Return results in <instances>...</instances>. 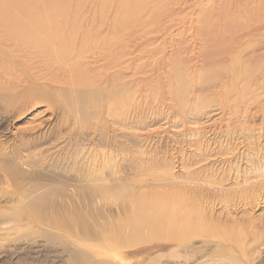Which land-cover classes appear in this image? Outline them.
<instances>
[{"label": "rangeland", "instance_id": "1", "mask_svg": "<svg viewBox=\"0 0 264 264\" xmlns=\"http://www.w3.org/2000/svg\"><path fill=\"white\" fill-rule=\"evenodd\" d=\"M58 7L55 21L71 34L67 59L71 65L77 59L78 71L74 66L67 72L45 68L39 58L27 55L26 47L15 46L0 33V63L9 62L6 68L19 72L12 74H18L17 81L28 82L21 87L19 80L20 86L12 92L24 86L35 94L29 96L32 103L29 98L16 101L13 93L7 97V92H0V153L19 150L30 157L38 152V163L48 166L25 170L21 160L0 154L1 166L20 172L12 187L0 169V195L1 191L14 194L0 198V264H62L67 260L60 247L42 235V230H52L43 221L48 224L64 217L63 213L74 214L71 210L76 207L79 213L81 200L88 201L83 187H93L79 179L87 164L93 174L108 175L99 186L112 187L114 182L120 187L114 198L90 197L94 211L85 223L95 225L90 226L93 240V233L108 219L109 228L110 221L133 211L130 198H179V210L202 224L208 238H191L187 250L176 241L144 238L110 252L105 246L99 248L106 228L105 235L96 232L98 246L83 248L89 256L85 264L97 260L227 264L223 254L239 264H264V177L257 176L258 169L264 168V0H61ZM5 9L12 11V7ZM12 59L17 67L21 62L17 70ZM178 76L183 81L181 102L172 93ZM77 80L84 81L83 85H77ZM73 81L75 85L70 86L68 82ZM43 91L51 94L48 97ZM43 93L48 103L41 99ZM56 97L79 107L84 104L77 115L85 120H68L58 105L52 109L50 102L58 101ZM7 100L15 103L13 107ZM102 153L116 164L106 172L99 169ZM52 161L58 170L49 169ZM35 186L39 191L30 193ZM19 192L26 195L19 196ZM122 199L126 204L120 203ZM38 206L48 211L43 221L32 216L40 210ZM176 213L174 207L167 215ZM19 215L25 218L18 219ZM5 218L8 224L2 225ZM114 221L110 222L112 233L117 230L116 225L112 227ZM151 229L148 224L138 226L142 235ZM128 237L124 235L122 241Z\"/></svg>", "mask_w": 264, "mask_h": 264}, {"label": "bare ground", "instance_id": "2", "mask_svg": "<svg viewBox=\"0 0 264 264\" xmlns=\"http://www.w3.org/2000/svg\"><path fill=\"white\" fill-rule=\"evenodd\" d=\"M61 2V0H0V33L1 35L7 39V40H10V42L12 41L13 44L17 47H26L28 49V56H31V58L33 57V59L36 57L39 58L40 62L39 63H43L45 64V68L48 66L49 68H55V70L58 72V71H71L73 70V66H78L77 65V59H76V62L74 61L75 60V57L74 60L72 58V61H74V65H71L69 62H68V57L71 56L70 54V45L73 43L72 42V39H71V34L70 33H66L67 30H63L62 26L58 23V21H55L57 19L58 16H56V14H58V11L60 12L59 10V7L57 9H55V7L57 5H59ZM6 7H12V11L11 13H7L6 11ZM59 15V14H58ZM56 18V19H55ZM70 32V31H68ZM73 38V36H72ZM71 40V41H70ZM9 42V41H7ZM71 42V43H70ZM83 42V41H82ZM81 42V44H82ZM75 44V43H74ZM81 44L79 46H81ZM14 46V47H15ZM74 47L75 45H73V50H74ZM84 43H83V46H82V49L84 48ZM25 48V49H26ZM72 48V47H71ZM86 48V47H85ZM84 48V49H85ZM17 49V48H16ZM23 50V49H22ZM73 50H71V52L73 53ZM80 50L81 48L78 49L79 51V54H80ZM82 51V50H81ZM21 52V51H19ZM2 53V52H1ZM26 53V52H25ZM85 53V52H84ZM75 54V53H74ZM78 52H77V55H79ZM84 56V54H82ZM80 55V56H82ZM6 56V54H5ZM5 56H3L2 58H4ZM11 56V55H10ZM76 56V54L74 55ZM78 56L80 59L82 57ZM9 57V56H8ZM7 57V58H8ZM15 57V56H13ZM12 56L10 58H13ZM20 57H24V56H20ZM77 57V58H78ZM106 57V55H105ZM6 58V57H5ZM29 58V59H31ZM78 58V59H79ZM1 59V58H0ZM25 59V58H24ZM23 59V60H24ZM32 59V60H33ZM27 60V59H26ZM8 61H9V58H8ZM7 60L5 62H8ZM13 61V59H12ZM11 61V62H12ZM21 61V60H20ZM70 61V60H69ZM71 61V62H72ZM4 60L1 61L0 63V92L2 91L3 94L4 92H7L6 96L8 95V92L9 94L13 93L12 91L16 89L17 84L21 81V79L18 78V81H17V76L18 74H16V76L12 75L14 73H19L17 72L18 70L16 68H18L20 65H21V62L19 63L20 65H18L17 67V64L14 65V61L11 63V65L13 64V70L14 68L17 70L16 72L14 73H11L12 70H8V68H6L8 65H9V62L6 63L7 65L4 66L3 63ZM16 62V61H15ZM24 62V61H23ZM35 62V61H34ZM37 62V61H36ZM32 63V62H31ZM38 63V62H37ZM36 64V63H35ZM34 64V65H35ZM10 65V66H11ZM37 65V64H36ZM35 65V66H36ZM9 66V67H10ZM74 66V69L75 71H78L79 68H77L76 70V67ZM39 67V66H38ZM44 66H42L43 68ZM240 67V65H239ZM11 68V67H10ZM34 68V67H33ZM48 68V70H49ZM23 69V68H22ZM21 69V70H22ZM37 69V68H36ZM36 69H33V70H36ZM44 69V68H43ZM20 70V71H21ZM46 70V69H45ZM54 71V70H53ZM52 69H51V73H54ZM22 72V71H21ZM39 72V71H38ZM56 72V73H57ZM26 73V72H25ZM24 72H22L21 74H25ZM64 73V72H63ZM72 73V72H71ZM37 74V73H36ZM50 74V73H49ZM68 74V73H67ZM52 75V76H53ZM56 75V74H55ZM3 76H5L6 79L3 78ZM27 76V75H26ZM22 77V76H20ZM25 78V76H23ZM22 77V78H23ZM28 78L30 77L29 80H32L31 77L32 76H27ZM3 78V79H2ZM52 78V77H50ZM49 78V79H50ZM26 79V78H25ZM41 79V78H40ZM54 78H52L51 80H53ZM20 80V81H19ZM24 80V79H23ZM21 81V87H22V82H26V81ZM28 80V81H29ZM39 80V79H38ZM80 80V79H79ZM82 80V79H81ZM17 81V82H16ZM33 81V80H32ZM36 82V80H34ZM33 81V84L35 83ZM78 81V80H77ZM53 82H56L53 80ZM65 83H67L66 81H64ZM74 82V81H73ZM84 83V81H78L77 82V85L79 84L80 85H83V84H80V83ZM182 79L180 76L177 77V86L174 88L173 90V95L175 96V99L177 98V100L179 102L182 101V90H183V86H182ZM28 83V82H26ZM29 83H31V81H29ZM37 83V82H36ZM57 83V82H56ZM69 84H71L70 86H74L75 85V82L72 84L71 82H68ZM176 83V81H175ZM25 84V83H24ZM19 85V84H18ZM30 85V84H29ZM28 87H32L29 86ZM36 85V84H35ZM85 85V84H84ZM20 86V85H19ZM27 87V88H28ZM37 86H34V89L36 88ZM23 90L20 92H16V91H19V90H16L14 91V95L12 97V99L14 98V100L17 101V98L19 99L20 97H25V100L27 98L30 99V95L31 93L33 92L31 90H29L27 92L26 88H22ZM29 89V88H28ZM37 89V88H36ZM35 89V90H36ZM11 92V93H10ZM38 92V91H37ZM44 92V91H43ZM47 92V90H46ZM46 92H44L45 94H47ZM34 93V92H33ZM32 93V94H33ZM41 93V92H40ZM43 93V96H41V99L43 101H46L47 103L49 101H47L48 99V94H51L48 92L47 96H45V94ZM41 95V94H39ZM56 96V93L54 94ZM32 96H35V94H33ZM32 96H31V99H32ZM52 96V95H50ZM113 96V95H112ZM2 97V96H0ZM9 97V96H7ZM11 97V95H10ZM38 97V96H37ZM43 97V98H42ZM47 97V98H46ZM40 98V97H39ZM110 99H113L111 98V96L109 97ZM115 98V97H114ZM4 99H5V95H4ZM27 99V101L29 102H32ZM37 99V98H36ZM55 100V98H53ZM53 99H51L52 101L50 102L51 104V107L52 109L54 108H58V106L62 107L61 109H63L64 111V114L66 115L67 119L68 118H73L75 121H83L85 120L84 116L82 114H79L77 115L79 109H81L83 106H77L75 105L74 103H72V101L70 102H61L58 100V101H54ZM103 99V98H102ZM108 99V98H106ZM9 100V99H8ZM7 100V101H8ZM24 100V101H25ZM34 100V99H33ZM38 100V99H37ZM36 100V101H37ZM50 100V99H49ZM6 101V100H5ZM10 101V100H9ZM8 101V104H10V102ZM39 101V100H38ZM75 101V100H74ZM77 101V100H76ZM109 101V100H108ZM117 101V100H116ZM22 102V101H21ZM60 102V103H59ZM114 102V101H113ZM36 103V102H35ZM72 103V104H71ZM80 103V101H79ZM109 103V102H108ZM112 104V102H110ZM15 104V103H13ZM13 104H10L12 107H13ZM29 104V103H27ZM74 104V105H73ZM82 104V102H81ZM117 104V103H115ZM18 105V104H17ZM49 105V104H48ZM58 105V106H57ZM107 105V104H106ZM9 106V105H8ZM86 106V105H85ZM109 106H114L113 104L112 105H109ZM116 106V105H115ZM20 107V106H19ZM22 107V106H21ZM49 107V106H48ZM49 107V108H51ZM108 107V105H107ZM105 108V107H104ZM109 108V107H108ZM111 108V107H110ZM112 109V108H111ZM109 109L110 111H107V112H111L112 110ZM114 109V108H113ZM27 110V109H26ZM108 110V109H107ZM183 110V109H182ZM17 111V110H16ZM15 111V112H16ZM81 111V110H80ZM14 112V113H15ZM18 112V111H17ZM21 112V111H19ZM81 112H84V111H81ZM115 112V110H114ZM107 114V113H106ZM112 114V113H111ZM13 115V114H12ZM15 115V114H14ZM79 116V117H78ZM109 116V114H108ZM53 120V119H52ZM69 120V119H68ZM63 123H65L63 121ZM117 124V123H116ZM80 125V124H79ZM84 125V124H83ZM82 125V126H83ZM71 126V125H70ZM60 127V126H59ZM118 127V126H117ZM55 128V127H54ZM58 130V129H57ZM31 131V129L29 130ZM41 131V130H40ZM56 133V132H55ZM20 135V134H19ZM24 135V134H22ZM36 135V134H35ZM117 135V134H116ZM24 139V138H23ZM54 139V138H53ZM32 140V139H31ZM28 141V140H27ZM38 141V140H37ZM72 141V140H71ZM31 142V141H30ZM51 142V141H50ZM19 145V144H18ZM58 145V144H57ZM29 146V145H28ZM31 146V145H30ZM59 146V145H58ZM25 147V146H23ZM36 147V146H35ZM38 147V146H37ZM41 147V146H40ZM28 149H31V147ZM3 150V149H2ZM82 152V151H81ZM41 153V152H40ZM50 153V152H49ZM1 155L5 156L6 158L5 159H8V160H21L22 161V165H23V168L25 170H28L30 168H39L40 170L44 168V170L48 167L44 166V164H39L38 162L40 161L39 159L41 158V154H39L38 152L37 153H30V157L28 156H24L23 155V151H9V152H2L0 153ZM2 156V157H3ZM64 156V155H63ZM44 157V156H43ZM47 157V156H46ZM103 159L102 162L100 161L101 165L99 164V169L101 171H105V170H108L110 169L113 165L112 164V158H109L107 157V155H105L104 153H102V156H101ZM112 157V156H111ZM93 158V157H92ZM4 159V160H5ZM30 159H31V162H30ZM70 158H67L66 160H68ZM44 160V159H43ZM45 161V160H44ZM72 161V160H71ZM70 161V162H71ZM88 161V160H87ZM30 162V163H29ZM33 162V163H32ZM46 162V161H45ZM66 162V161H65ZM99 162V161H98ZM56 162L52 161V163H47L50 168L49 169H52L51 171H54V169L58 170V166L56 164H54ZM74 163V161H73ZM91 163V162H90ZM67 164V163H66ZM69 164V163H68ZM67 164V165H68ZM80 164V163H79ZM87 164V163H86ZM93 164V163H92ZM98 163H96L95 165H97ZM88 165V164H87ZM86 165V166H87ZM91 165V164H90ZM116 165V164H114ZM113 165V166H114ZM64 166V165H63ZM73 166V165H72ZM86 166H85V169L82 170L83 172L80 173V177L79 179H81L85 184L88 183H92V186L91 187V184H90V188L88 187L85 188L86 186H82L84 188L83 190V195L84 197L86 196L87 197V200L88 201H85L84 202V198H83V201L81 200V205L82 207H78L80 208V211L78 214H76V211L77 210V207L74 208L73 206V210L71 211H74L75 213L74 214H67L64 215L63 213V216L64 217H60V218H56V219H52L53 217L51 216V219H52V222L50 223H46L45 221L42 220V218H45L43 213L45 214L46 212H48L46 210V206H45V209L41 210L42 208L40 206V210H37L35 212H32L34 213V215H32L35 220H38V219H41L45 224H43L44 226L46 227H49L51 228L52 230L51 231H46V230H42V235L44 236V238L46 239L47 242L49 243H52L58 247H60V250H61V253L66 255L67 257V260L66 261H63L62 264H85L86 261L88 262L89 261V256H87V254L84 252L83 248L85 246H88L89 248L92 247L93 248V244L94 245H97L98 242H102V243H99V248H101L102 246L106 249H109L108 251H110L111 249L113 250L114 248H126V244H128V247H130L129 245H132L134 243H136L137 241L139 240H142L144 238H147L149 239L148 241H150V238H154V237H161V238H164L166 240H172V241H176L181 249L183 250H187L188 249V246H187V243H189V240L191 238H195V237H200V238H208V235L206 236V230H204V226L202 224H198L197 222L195 223L193 218L189 215H185V212L182 211V210H179V206L177 205V201H179L180 199L179 198H130L128 199V203H129V206H132L133 207V211L130 212L129 215H126L124 214V218L122 219H118L115 220L117 222L114 221L112 224L113 226V229H114V226L116 225V233H112L110 231V225L112 223V221L109 222V228H108V221L107 223L104 225L101 226L102 222L104 223V221L100 222L101 224L98 225L96 224L97 226H101L99 227L98 229H95L97 230L96 232L97 233H101L102 235H107V236H103L104 240H98V242L95 244V239L96 237L98 236L95 232V229L93 235L95 238L93 240V237H91L92 233L90 232V230L92 228H90V226L92 224V222L90 224H87L85 223V221H88V219L90 218L91 214H92V210L91 209V204L92 203V199H90V197H92L94 199V197H97V196H101L102 198L106 197V198H114L116 196L119 195V192H120V187H119V184L116 185L117 187L114 186V182L109 183L111 185H113L112 187H110L108 185V187H102V186H99L98 183H101L103 180L106 181L108 175L105 173V175H107V177H101V176H98V175H95L92 173V171H90V168L89 169H86ZM89 166V165H88ZM68 166H66L67 168ZM61 168V167H60ZM63 168V167H62ZM71 168V167H70ZM80 168V167H78ZM96 169L94 170L97 171V167H95ZM0 169L6 174V178L8 180V182L10 183V185L12 187L16 186L17 184V178L19 177V174L20 172L17 170V168L15 169L14 167H11V166H7V165H3L1 166L0 165ZM48 169V168H47ZM65 169V168H64ZM113 169V168H112ZM116 169V168H115ZM264 168H259V174L257 175L258 177L261 176V177H264ZM21 170V169H20ZM62 170V169H61ZM67 170V169H66ZM65 170V171H66ZM75 169H73L74 171ZM76 170H78L76 168ZM93 170V169H92ZM114 170V169H113ZM261 170V171H260ZM23 171V170H22ZM64 171V170H63ZM64 171V172H65ZM68 171V170H67ZM71 171V169H70ZM99 171V170H98ZM117 171V170H116ZM106 172V171H105ZM111 172H109L110 174ZM118 173V172H117ZM77 174V173H76ZM102 174V173H101ZM100 174V175H101ZM103 175V174H102ZM112 175L116 177L115 173H113L112 171ZM42 176V175H41ZM79 176V175H78ZM71 177V176H70ZM110 177V176H109ZM115 177H111L112 178H115ZM119 177V175H118ZM76 178V177H75ZM109 179V178H108ZM107 179V180H108ZM62 180V179H61ZM114 180V179H113ZM58 181V180H57ZM119 181V180H118ZM30 182V181H27V183ZM78 182V181H77ZM76 182V183H77ZM117 182V181H116ZM26 183V184H27ZM35 183V182H34ZM104 183V182H103ZM108 183V184H109ZM119 183V182H118ZM102 184V183H101ZM100 184V185H101ZM262 184V183H261ZM42 185V184H41ZM79 185V184H78ZM56 186V185H55ZM38 187V186H37ZM36 186L35 187H31L30 189V193L31 192H35V191H39V189L37 188ZM29 188V187H28ZM43 189V188H42ZM82 190V188L80 189ZM8 191V190H7ZM29 191V190H27ZM72 191V190H71ZM75 191V190H74ZM78 192L81 193V191L77 190ZM75 191V194L76 192ZM9 192V191H8ZM12 192V191H11ZM59 192V191H58ZM77 192V193H78ZM1 195H0V198H4L5 195H7V197L9 196V198L11 197V195H14L13 193H7V192H3L1 191ZM20 194H18L19 196H23L26 195L25 192H19ZM29 193V194H30ZM55 193V192H54ZM78 193V194H80ZM28 194V193H27ZM35 194V193H34ZM49 194V193H48ZM52 195L53 192H51ZM73 194V193H72ZM74 194V195H75ZM16 195V193H15ZM31 195V194H30ZM45 195V194H44ZM40 196V194H39ZM47 196V195H46ZM36 197V196H35ZM81 197V196H80ZM83 197V196H82ZM81 197V198H82ZM45 198V197H43ZM89 198V199H88ZM98 198V197H97ZM86 199V198H85ZM44 201V200H43ZM61 202V201H60ZM59 202V203H60ZM66 202V201H65ZM84 203V205H82ZM120 203H125V199H122V201ZM61 204V203H60ZM68 204V202H67ZM72 205V204H71ZM62 206V205H61ZM68 206V205H67ZM64 205V207H67ZM72 207V206H71ZM85 209H84V208ZM175 207V211L177 212V214H182L184 215L185 217L183 219H180L178 216H168L167 215V212L172 210V208ZM63 208V207H62ZM70 208V207H69ZM68 208V210H69ZM39 209V208H38ZM58 209V208H57ZM60 209V208H59ZM58 209V210H59ZM76 209V210H75ZM34 210V209H32ZM51 210V209H50ZM65 210V209H64ZM63 210V211H64ZM23 211V210H22ZM53 211V210H52ZM66 211H67V208L66 210L64 211L65 214H66ZM94 211V210H93ZM60 212V210L58 211ZM31 212L29 214H32ZM55 213V211H54ZM72 213V212H71ZM47 214V213H46ZM53 214V213H52ZM21 215V214H20ZM20 215L18 216V219L22 218L23 217L25 218V216L23 217H20ZM24 215V214H23ZM50 215V213H49ZM98 215V214H97ZM16 216V215H15ZM30 216V217H32ZM48 216V215H47ZM46 216V217H47ZM60 216V215H59ZM99 216V215H98ZM32 217V218H33ZM55 217V216H54ZM57 217V216H56ZM93 217V216H92ZM100 217V216H99ZM98 217V219H99ZM33 218V220H34ZM101 218V217H100ZM91 219V218H90ZM89 219V221H90ZM95 220L96 221H98ZM2 220V219H1ZM8 220V218H7ZM47 220V219H45ZM49 220H50V216H49ZM82 220V222H81ZM94 220V219H92ZM24 221V220H23ZM26 221V220H25ZM41 221V222H42ZM4 223L2 225H5V224H8V223H5L7 222L6 221V218L5 220L3 221ZM49 222V221H48ZM94 222V221H93ZM98 223V222H96ZM144 224H148L151 226V231L147 234V235H141L139 234V230H138V226H142ZM89 225V226H88ZM88 226L89 228L87 229ZM86 227V228H85ZM106 228H108L106 230ZM204 228V229H203ZM107 231V232H104L105 234L102 233V231ZM92 231V230H91ZM110 231V233H109ZM91 233V234H90ZM110 234V235H108ZM122 235L124 237L127 238L128 236V239L131 238L132 240H128L126 239L127 241H124L125 242H129V243H124V241H122ZM210 235V234H209ZM221 238V237H220ZM97 239H100L99 237H97ZM146 239V240H147ZM153 240V239H152ZM194 240V239H193ZM97 241V240H96ZM192 241V240H191ZM140 242V241H139ZM143 242V241H141ZM77 243V245H76ZM92 243V245H91ZM138 243V242H137ZM101 244V245H100ZM98 246V245H97ZM133 246V245H132ZM96 248V246H95ZM98 249V248H97ZM111 252V251H110ZM225 255V256H224ZM222 257H224V260H226V263L227 264H239L238 261L232 257V256H226V254H223ZM98 262H92V263H89V264H108L107 261H104V260H97Z\"/></svg>", "mask_w": 264, "mask_h": 264}]
</instances>
